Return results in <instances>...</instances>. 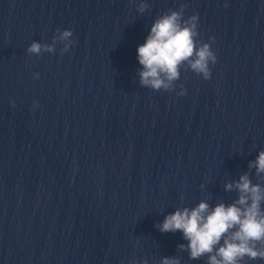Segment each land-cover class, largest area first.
Masks as SVG:
<instances>
[{"label":"clouds","instance_id":"obj_1","mask_svg":"<svg viewBox=\"0 0 264 264\" xmlns=\"http://www.w3.org/2000/svg\"><path fill=\"white\" fill-rule=\"evenodd\" d=\"M185 7L182 4L179 10H169L156 18L145 42L137 48L142 86L173 91L181 69L210 79L209 65L216 63L217 56L209 43L197 39L198 16L194 14L185 19ZM147 8L148 4L140 0L137 11L142 14ZM72 35L69 29H57L51 44L33 41L27 52L37 56L53 53L56 43L62 42L60 52L63 54L75 43L70 39ZM184 94L186 90L181 85L178 95ZM252 168L257 177L264 180V151L249 163V169ZM224 189L226 192L235 190L237 198L227 204L218 202L214 207L207 199H202L195 207H177L156 227L162 233L181 232L188 243L178 245V249L187 251L190 260L207 257L206 264H248L264 260V183H253L249 173H244L238 180L225 183ZM130 264L138 262L133 258ZM139 264L148 262L143 260ZM160 264H181V260L163 257Z\"/></svg>","mask_w":264,"mask_h":264}]
</instances>
